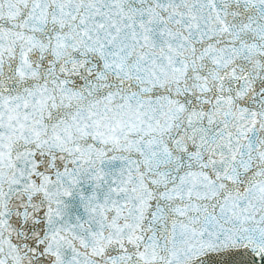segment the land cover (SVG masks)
<instances>
[{
  "label": "snow or ice",
  "instance_id": "obj_1",
  "mask_svg": "<svg viewBox=\"0 0 264 264\" xmlns=\"http://www.w3.org/2000/svg\"><path fill=\"white\" fill-rule=\"evenodd\" d=\"M0 264H264V0H0Z\"/></svg>",
  "mask_w": 264,
  "mask_h": 264
}]
</instances>
